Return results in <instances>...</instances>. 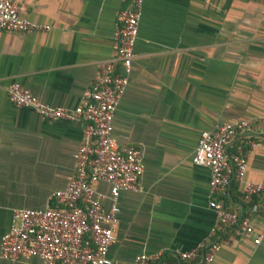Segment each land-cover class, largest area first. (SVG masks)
<instances>
[{
  "label": "crops",
  "instance_id": "obj_1",
  "mask_svg": "<svg viewBox=\"0 0 264 264\" xmlns=\"http://www.w3.org/2000/svg\"><path fill=\"white\" fill-rule=\"evenodd\" d=\"M9 1L49 29L0 32V236L11 210L44 209L65 187L82 127L16 108L4 88L19 84L43 104L75 107L98 64L114 54L115 17L128 0ZM133 52L112 127L118 145L142 150L143 172L138 192L117 197L110 264H132L139 253L172 261L218 236L227 245L209 264H264L262 219L240 201L242 183H264V144L256 139L242 183L218 198L247 218L245 233L217 227L207 207L209 172L190 163L198 134L216 123L249 120L256 138L264 136V0H142ZM93 188L107 193L105 184Z\"/></svg>",
  "mask_w": 264,
  "mask_h": 264
},
{
  "label": "built area",
  "instance_id": "obj_2",
  "mask_svg": "<svg viewBox=\"0 0 264 264\" xmlns=\"http://www.w3.org/2000/svg\"><path fill=\"white\" fill-rule=\"evenodd\" d=\"M141 6L142 0H128L117 12L112 37L114 54L98 64L96 75L75 107L43 104L19 84L4 88L14 107L28 109L46 121L76 119L82 127L65 187L51 194V205L44 209L11 210L8 228L0 236V259L36 258L42 264H110L107 251L115 240L117 197L122 192H138L143 172L142 150L134 145H118L112 127L119 99L127 86ZM48 29L22 18L16 4L0 0V32L27 34ZM261 121L264 123V117ZM256 139L264 144V136L256 138L249 120L216 123L196 138L190 163L209 172L207 207L219 229L238 227L247 232V218L224 208L219 200L231 182H241L249 151L258 143ZM231 146L233 150L229 152ZM99 183L107 186L105 195L93 188ZM103 200L108 202L105 210ZM240 201L261 217L264 231V183H242ZM261 237L258 234L253 243L257 244ZM225 245L227 240L218 236L177 252L172 261L164 260L158 253H139L132 264H209Z\"/></svg>",
  "mask_w": 264,
  "mask_h": 264
}]
</instances>
